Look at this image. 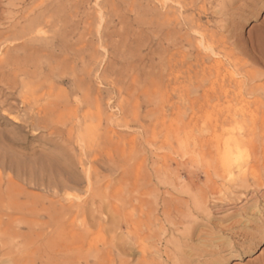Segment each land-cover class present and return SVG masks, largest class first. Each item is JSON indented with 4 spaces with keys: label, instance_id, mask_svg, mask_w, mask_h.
<instances>
[{
    "label": "rangeland",
    "instance_id": "rangeland-1",
    "mask_svg": "<svg viewBox=\"0 0 264 264\" xmlns=\"http://www.w3.org/2000/svg\"><path fill=\"white\" fill-rule=\"evenodd\" d=\"M0 25V66L51 44L0 74V264H264V0H0ZM49 101L53 135L26 124Z\"/></svg>",
    "mask_w": 264,
    "mask_h": 264
},
{
    "label": "bare ground",
    "instance_id": "bare-ground-1",
    "mask_svg": "<svg viewBox=\"0 0 264 264\" xmlns=\"http://www.w3.org/2000/svg\"><path fill=\"white\" fill-rule=\"evenodd\" d=\"M168 10V9H167ZM174 13V12H173ZM2 22V21H1ZM2 25V24H1ZM0 25V27H2ZM5 25V24H4ZM28 25V24H27ZM4 27V26H3ZM40 26L39 25H37L36 26V28H39ZM36 28L35 29H33V27L32 26H25V27H23V28H21V30L20 31H18L17 32V34H16V37H19L18 39H20V38H22V37H26V36H29V34H35V33H33V31L34 32H37V30H36ZM2 30V29H1ZM36 30V31H35ZM49 33V32H48ZM12 34V33H11ZM14 34V33H13ZM43 37V36H42ZM42 37H40V38H42ZM48 37V36H47ZM27 38V37H26ZM63 38V37H62ZM206 38V37H205ZM64 39V38H63ZM2 40V39H1ZM44 40V39H43ZM46 40V39H45ZM32 41L33 40H30V42H29V44H24L23 46H22V50L25 52L24 53V55H23V59H22V61L19 63L18 61H19V59H20V57L21 56H19V55H14L12 58H11V62L9 63V64H7V66L6 67H3V66H0V74L1 75H4V73H5V70L7 69L8 70V73L10 74V75H14V77H16V75L18 74V73H21V74H23V76H25L26 77V80L27 81H29V82H33L36 78L37 79H39V77L40 76H38V75H42V72H40L39 74H37L35 71H30L29 69H30V67L29 66H31V64L34 62V60L37 58V56H38V54L40 53V52H42V51H44V49H47L48 48V46H50V45H44L42 48H34L33 46H32ZM18 42V41H17ZM67 44V43H66ZM224 45V44H223ZM59 47L61 48V49H64L66 46H65V43H64V41L62 40V42L60 43V45H59ZM50 49V48H49ZM1 55V54H0ZM51 62H52V60H51ZM52 64V63H51ZM29 68V69H28ZM36 68V67H35ZM243 69V68H242ZM48 70H49V72H50V74L49 75H53V74H55V73H57V74H59V72L57 71V70H55L53 67H52V65H49L48 66ZM257 70V69H256ZM260 70H262V69H260ZM248 71H250V70H248ZM259 71V70H258ZM261 73H262V71H260ZM264 72V71H263ZM12 73V74H11ZM90 73V72H89ZM243 73V72H242ZM249 72H247L246 74H248ZM255 73V72H254ZM260 73V74H261ZM250 74V73H249ZM256 74H258V73H256ZM264 74V73H263ZM255 75V74H254ZM262 75V74H261ZM23 76H21V77H23ZM89 76H90V74H89ZM247 76V75H246ZM234 77V76H233ZM256 76H254V78H255ZM262 77H263V75H262ZM250 79L251 78H253V77H249ZM261 78V77H260ZM16 78H14V80H15ZM75 79V78H74ZM248 79V78H247ZM249 79V80H250ZM62 80V79H61ZM71 80V79H70ZM256 80V79H255ZM73 82H74V80H72ZM254 81V80H253ZM97 83V82H96ZM4 84V83H3ZM12 84V83H11ZM72 84V83H71ZM71 84L69 83V85L71 86ZM231 84V83H230ZM30 85V84H29ZM222 87V86H221ZM255 88V87H254ZM258 88V87H257ZM16 89V88H15ZM26 89V88H25ZM253 89V88H252ZM28 91V90H27ZM249 92H251V91H249ZM243 93V92H242ZM241 93V95H243ZM256 93V92H255ZM239 94V93H238ZM254 94V93H253ZM96 95V94H95ZM239 97V96H238ZM242 97V96H241ZM237 98V97H236ZM235 98V99H236ZM41 99V98H40ZM67 100V99H66ZM50 102V101H49ZM68 103V102H67ZM69 104V103H68ZM68 104H66L65 103V101L64 102H60V103H56V102H50L48 105H46V107H39V109H38V111L36 112V114L33 112V115L35 114V117L34 116H32V115H30L29 116V121H26V124L28 125L27 127L29 128V127H31V126H33V127H35V129H36V131L37 130H47V131H50V135H53V134H55V133H58L60 130H59V128H57V127H55V124L53 123V118L58 114V113H60V112H66L67 111V105ZM235 105V104H234ZM233 107V106H232ZM71 108V107H70ZM69 109V108H68ZM70 110V109H69ZM75 113V112H74ZM236 113V112H235ZM231 114V113H230ZM244 116V115H243ZM240 117V116H239ZM263 117V116H262ZM219 119V118H218ZM241 120V119H240ZM258 120V119H257ZM260 120H261V118H260ZM264 120V119H263ZM219 121V120H218ZM217 121V124H216V128L217 127H219V122ZM221 121V120H220ZM238 121V118H237V116H234V117H231V121L229 122V123H234V122H237ZM261 122V121H260ZM259 122V123H260ZM253 123H255V122H253ZM258 124V123H257ZM257 124H256V126H257ZM236 125V124H235ZM223 126V125H222ZM262 127V126H261ZM84 128V127H83ZM70 129V128H69ZM68 129V130H69ZM229 129V128H228ZM241 129V128H240ZM262 129V128H261ZM31 131H33V130H31ZM47 131H46V133H47ZM80 131V130H79ZM81 133V132H80ZM32 134V133H31ZM41 134V133H40ZM39 134V135H40ZM234 135V134H233ZM32 136V135H31ZM32 138H38V135H37V133H36V135H34V136H32ZM237 138V137H236ZM43 139V138H42ZM85 139V138H84ZM83 139V140H84ZM32 140V139H31ZM45 141H46V139H45ZM31 142V141H30ZM40 142V141H39ZM48 142L49 143H53V142H51V140H48ZM76 142H78V140L76 141ZM79 142H81V141H79ZM245 142V140L243 139V138H241V137H238L237 139H236V143H235V148L234 149H231V154H233V152H238L241 148H243L244 147V143ZM42 144V143H41ZM82 144V143H81ZM75 145H76V143H75ZM231 146V145H230ZM263 146V145H262ZM80 147V146H79ZM83 147H85V146H83ZM25 148V147H24ZM77 149V148H76ZM93 149V148H92ZM228 150V149H227ZM60 151H62L61 149H60ZM80 151V150H79ZM76 152H78V151H76ZM227 152V151H226ZM250 153V152H249ZM56 153H54V155H55ZM82 154H84V152L82 153ZM257 154V153H256ZM57 155H59V154H57ZM77 156V155H76ZM52 157V156H51ZM57 157H59V156H57ZM85 156L83 155V158H84ZM233 157H235V156H233ZM261 157V156H260ZM56 158V157H55ZM238 158V157H237ZM59 159V158H58ZM235 159V158H234ZM240 159V158H239ZM257 159V158H256ZM61 160V159H60ZM60 160H58V161H60ZM264 161V160H263ZM230 162V161H229ZM232 162V161H231ZM236 162V161H235ZM237 162H239V161H237ZM258 162V161H257ZM60 163V162H59ZM64 163H66V162H64ZM264 163V162H263ZM61 164V163H60ZM231 164V163H230ZM236 164V163H235ZM235 164H234V166H235ZM251 164V163H250ZM246 165H247V163H246ZM245 165V166H246ZM263 165V164H262ZM61 166V165H60ZM251 166V165H250ZM244 166H240L239 167V173L241 174H243V172H245L247 169H246V167H245V171L243 170L242 171V168H243ZM233 168V167H232ZM236 168V167H235ZM257 168H258V165H257ZM257 168H255V167H252L251 168V172H252V174H254L255 176H256V174H257V172H258V170H257ZM88 169V168H87ZM263 169H264V166H263ZM226 170V169H225ZM228 170V169H227ZM236 170H237V168H236ZM95 172V171H94ZM66 173V172H65ZM79 173V172H78ZM83 173H85V172H83ZM82 173V174H83ZM249 173V172H248ZM260 173V172H259ZM72 175V174H71ZM78 175V174H77ZM84 175V174H83ZM258 175V174H257ZM92 176V175H91ZM251 176V175H250ZM51 177V176H50ZM230 177V176H229ZM231 177H232V175H231ZM240 177V176H239ZM247 177V176H246ZM78 178V177H77ZM89 178V177H88ZM232 178H234V177H232ZM252 177H249V179H251ZM255 178V177H254ZM82 179V178H81ZM230 179V178H229ZM247 179V178H246ZM264 179V178H263ZM89 180V179H88ZM238 179H236V178H234L233 180H232V182H233V185H234V183L237 181ZM75 181V180H74ZM223 181V180H222ZM225 181V180H224ZM244 181V180H243ZM253 181V180H252ZM60 182V181H59ZM239 182V181H238ZM249 182H251V181H249ZM261 182H262V180H261ZM47 183H48V181H47ZM217 183H219V182H217ZM241 183V182H240ZM254 183H255V181H254ZM260 183V182H259ZM78 184H80L79 182H78ZM224 184V183H223ZM248 184H250V183H248ZM262 184V183H261ZM219 185V184H218ZM222 185V184H221ZM89 186V185H88ZM210 186H212V185H210ZM254 186V185H253ZM257 186H259V184L257 185ZM264 185H262V187H263ZM90 187V186H89ZM197 187V186H196ZM216 187V186H215ZM215 187H213V188H215ZM234 187V186H233ZM251 187H252V185H251ZM66 188H68V187H66ZM225 188V187H224ZM223 188V189H224ZM264 188V187H263ZM262 188V189H263ZM220 189H221V187H220ZM236 189V188H235ZM234 189V190H235ZM233 190V189H232ZM51 191H52V189H51ZM205 191V190H204ZM217 191V190H216ZM225 191V190H224ZM219 192V191H218ZM217 192V193H218ZM232 191H230V193H231ZM252 192V191H251ZM254 192V191H253ZM63 193V192H62ZM215 193V192H214ZM240 193V192H239ZM238 193V194H239ZM53 194H54V192H53ZM216 194V193H215ZM220 194V193H219ZM218 194V195H219ZM229 194V193H228ZM231 194H235V193H231ZM260 194V193H259ZM66 195V194H65ZM70 195V194H69ZM195 195V194H194ZM194 195H192V196H194ZM221 195H223L224 196V194H222V192H221ZM226 195V194H225ZM236 195H237V193H236ZM244 195V194H243ZM258 195V194H257ZM256 195V196H257ZM68 196V195H67ZM211 196H213V195H202L201 197L199 196V197H192L191 198V202L194 204V209L192 208V209H190L189 210V208L187 209V214H186V216H184L183 215V213H181V214H179L178 216H176L175 218H172V215H171V213L170 212H165L164 213V218L166 219V221H168V222H170L171 224H173V225H177L178 223H180V222H182V220H183V218L185 219V218H187V217H193L194 215V212H197V211H200V210H202V211H204V209H205V207H204V205L205 204H208L209 202H211V200H212V198H211ZM248 196V195H247ZM250 196V195H249ZM75 197V196H74ZM241 197V196H240ZM246 197V196H245ZM259 198V197H258ZM73 199V198H72ZM176 199V198H175ZM184 199V198H183ZM186 199V198H185ZM221 199V201L223 200L222 198H220ZM238 199V198H237ZM240 199V198H239ZM245 199V198H244ZM246 199H247V197H246ZM66 201H67V199H65ZM241 200H243V199H241ZM70 201V200H69ZM217 201V200H216ZM218 201H219V198H218ZM220 201V202H221ZM239 201V200H238ZM261 201V200H260ZM64 202V201H63ZM137 202L138 203H140V201L139 200H137ZM179 202H181V203H184L185 201H183V200H180ZM234 202V201H233ZM233 202L232 201H229V202H227V203H232V205H233ZM245 202V201H244ZM186 203V202H185ZM222 203H224V202H222ZM221 203V204H222ZM141 204V203H140ZM210 204H213V203H210ZM237 204V203H236ZM240 204V203H239ZM254 204V203H253ZM237 206V205H236ZM251 206V205H250ZM249 206V207H250ZM51 207V206H50ZM139 207V206H138ZM190 207V206H189ZM232 208H233V206H232ZM251 208V207H250ZM254 208V207H253ZM79 209H80V207H79ZM136 209V208H135ZM179 209V208H178ZM235 209V208H234ZM78 210V209H77ZM139 211H140V209H139ZM231 211V210H230ZM67 212V211H66ZM136 212V211H135ZM228 212V211H227ZM236 212V211H235ZM201 213V212H200ZM203 213V212H202ZM212 213V212H211ZM222 213V212H221ZM204 214V213H203ZM246 214V213H245ZM136 215V214H135ZM134 215V216H135ZM143 215V214H142ZM142 215H140V217H142ZM148 215V214H147ZM175 215V214H174ZM197 215V214H196ZM133 216V217H134ZM227 216V215H226ZM183 217V218H182ZM195 217V216H194ZM235 217V216H234ZM137 218H138V216H137ZM151 217L149 216L148 217V219H150ZM199 218V217H198ZM146 219V218H145ZM175 219H177V220H175ZM142 220V219H141ZM155 222H158V223H160V220H159V218L158 217H156L155 219ZM192 220V219H191ZM231 220V219H230ZM71 221V220H70ZM139 221V220H138ZM178 221V222H177ZM194 221V220H193ZM56 222V221H55ZM58 222V221H57ZM145 222V221H144ZM150 221H148V223H149ZM139 223V222H138ZM151 223V222H150ZM147 224V223H146ZM193 224V223H192ZM143 224H141V226H142ZM200 225V224H199ZM144 226V225H143ZM151 226V225H150ZM247 226V225H246ZM261 226V225H260ZM239 227V226H238ZM142 228V227H141ZM222 228V227H221ZM234 228V227H233ZM232 228V229H233ZM246 228V227H245ZM252 228H254V227H252ZM138 229V228H137ZM147 229H148V226H147ZM220 229V228H219ZM224 229V228H223ZM231 229V230H232ZM237 229V228H236ZM235 229V230H236ZM133 230V229H132ZM214 230V229H213ZM250 230V229H249ZM263 230V229H262ZM246 231V230H245ZM187 232H190V231H187ZM221 232V231H220ZM226 232V231H225ZM219 233V232H218ZM234 234V233H233ZM253 234H254V232H253ZM196 235V234H195ZM204 235V234H203ZM228 235H230V233L228 234ZM250 235V234H249ZM173 236V235H172ZM187 236V235H186ZM231 236H233V235H231ZM248 236V235H247ZM251 236V235H250ZM249 236V237H250ZM78 237V236H77ZM188 237V236H187ZM202 237V236H201ZM239 237V236H238ZM241 237V236H240ZM141 238V237H140ZM245 238V237H244ZM252 238V237H251ZM254 238V237H253ZM190 239V238H189ZM244 240V239H243ZM211 241V240H210ZM248 241V240H247ZM181 244V243H180ZM215 244V243H214ZM213 244V245H214ZM133 245V244H132ZM238 245V244H237ZM144 246V245H143ZM209 246V245H208ZM216 246H219V245H216ZM221 246V245H220ZM137 247V246H136ZM145 247V246H144ZM253 247V246H252ZM220 248V247H219ZM105 249V248H104ZM150 249V248H149ZM156 249V248H155ZM230 249V248H229ZM100 250V249H99ZM144 250V249H143ZM189 250V249H188ZM237 250V249H236ZM242 250V249H241ZM112 251V250H111ZM111 251H108V252H102V254H105L106 256H107V254H109V255H111ZM136 251V250H135ZM150 251V250H149ZM151 251H152V249H151ZM158 251V250H157ZM243 251V250H242ZM134 252V251H133ZM145 252V251H144ZM158 252H160V251H158ZM192 252V251H191ZM194 252H196V251H194ZM197 252H198V250H197ZM203 252V251H202ZM201 252V253H202ZM211 253L213 252V251H210ZM139 253H140V251H139ZM138 253V254H139ZM155 253V252H154ZM204 253H208V251H205V252H203V254ZM216 253V252H215ZM93 254V253H92ZM99 254V253H98ZM169 254V253H168ZM193 254H197V253H193ZM199 254V253H198ZM197 254V255H198ZM232 254V253H231ZM149 255H150V252H149ZM206 255V254H205ZM122 256V255H121ZM154 256H156V255H154ZM171 256H173V255H171ZM183 256V255H182ZM184 256H186V255H184ZM194 256H196V255H194ZM193 256V257H194ZM120 257V256H119ZM144 257L145 258H147L146 257V255H144ZM157 257V256H156ZM189 257V256H188ZM191 257V259H192V256H190ZM198 257V256H197ZM102 258V257H101ZM145 258H143V260L142 261H139L138 260V262H139V264H148L149 262L145 259ZM158 258V257H157ZM186 258V257H185ZM199 258V257H198ZM201 258V257H200ZM188 259V258H187ZM62 260V259H61ZM166 260V259H165ZM153 261V260H152ZM104 262V261H103ZM112 262V261H111ZM111 262H110V264H111ZM148 262V263H147ZM189 262V261H188ZM187 261H186V263H188ZM101 263V262H100ZM192 263V262H191ZM121 264H126V262L125 261H121ZM130 264V263H129ZM262 264V263H261Z\"/></svg>",
    "mask_w": 264,
    "mask_h": 264
}]
</instances>
